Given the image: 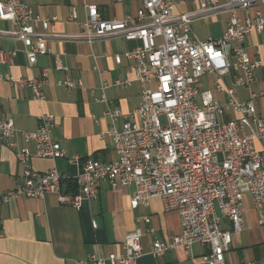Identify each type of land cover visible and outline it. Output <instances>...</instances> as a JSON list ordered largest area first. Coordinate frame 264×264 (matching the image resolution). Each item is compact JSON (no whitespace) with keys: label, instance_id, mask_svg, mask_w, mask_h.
<instances>
[{"label":"built area","instance_id":"1","mask_svg":"<svg viewBox=\"0 0 264 264\" xmlns=\"http://www.w3.org/2000/svg\"><path fill=\"white\" fill-rule=\"evenodd\" d=\"M124 2L126 0H107ZM141 8L122 19L103 18L94 3H84L85 19L75 35L55 36L48 32L55 20L36 15L21 0H0V20L13 24L12 30H0V36L21 42L27 66L33 67L38 54H47L46 41L51 37L81 39L91 43L96 39L122 36L138 39L140 46L124 54L132 61L134 81L139 84L140 101L134 109L124 112L109 103L101 83L96 100L105 106L103 118L110 122L103 132L111 142L113 159L100 161L91 157L70 156L68 163L78 165L72 177L61 175L55 166L37 172L32 158L65 157L60 144L51 137L55 125L53 114L41 112L35 130L18 129L10 116L0 113V147L14 150L21 168V179L15 187L0 189V204L20 196L44 199L54 194L60 204L79 208L83 202L95 201L100 184L107 181L111 188L131 186L129 205L148 206L159 198L165 211L178 213L180 232L166 239L154 238L149 252L161 256L166 251L182 247L191 255L194 245L204 247L197 264H227L232 233L245 228L242 212L243 197L250 196L261 224H264V117L255 108L256 95L246 100L235 97L234 89L214 83L215 90L228 95L227 101L213 97L197 83L204 74L220 77L233 68L241 74L235 85L249 86L261 61L252 59L245 47L252 33L264 31V16L259 10L249 13L264 0H193L197 6L185 13L174 12L173 0H135ZM246 13L243 17L236 11ZM228 12V26L218 38L199 40L190 23L210 15ZM69 18H76L74 7ZM14 52L0 47V64L8 62ZM55 69L67 67L55 58ZM48 70L40 76L13 78L0 73V80L25 87L37 102L45 99L43 87L48 82ZM131 80H116L114 85L127 86ZM66 88L82 87L80 78L64 77L56 82ZM93 89L90 90L93 93ZM260 94H264V88ZM235 117H227L228 113ZM122 119L121 128L116 122ZM33 143L30 150L27 143ZM66 181H70L66 188ZM145 232L152 234L150 218L143 216ZM225 222L227 227H222ZM97 226L92 220V227ZM142 230L128 232L120 253L89 254L82 264H137L143 254ZM251 264V263H239Z\"/></svg>","mask_w":264,"mask_h":264},{"label":"crops","instance_id":"2","mask_svg":"<svg viewBox=\"0 0 264 264\" xmlns=\"http://www.w3.org/2000/svg\"><path fill=\"white\" fill-rule=\"evenodd\" d=\"M42 18H52L48 32L55 36L75 35L81 31L79 23L85 19L84 3L96 4L101 16L106 19H122L127 14L134 15L141 5L135 0L109 2L107 0H21ZM174 12L185 13L195 8L193 0H173ZM75 8L76 18H69V10ZM259 10L264 16V5L257 4L249 13ZM243 17L246 13L236 11ZM228 12H221L190 23L192 33L199 40L218 38L228 26ZM13 24L0 20V30H12ZM47 54H38L33 67L27 60L20 41L0 36V47L14 52L8 62L0 64V73L10 74L15 79L31 75L40 76L41 69L48 70V82L43 87L45 99L34 101L28 88L0 80V113L10 116L15 126L32 131L37 127V116L41 112L53 114L55 125L51 137L65 152V157L54 162L49 159L32 158L31 166L37 172H44L55 166L66 177L74 176L78 165L68 163L70 156L81 159L91 157L100 161L113 159L111 142L103 132L110 122L103 118L105 106L96 100L100 96L101 83L110 104L127 112L138 106L140 101L139 84L134 81L132 61L121 57L114 61L116 54L133 51L140 46L138 39H125L112 36L87 43L81 39L51 37L46 41ZM246 50L252 59L261 61L255 69L249 86L235 85L241 74L231 68L227 74L216 77L204 74L197 87L207 89L214 98L227 101L228 95L215 90L219 80L234 89L235 97L246 100L250 93L256 95L254 104L257 113L264 117V31L252 33L245 42ZM67 67L66 72L55 69V58ZM64 77L80 78L82 87L66 88L56 82ZM116 80H131L127 86L114 85ZM93 89V93L90 90ZM227 117H235L230 112ZM122 119L116 122L121 128ZM23 145L19 139L13 149L0 147V189L6 191L15 187L21 179V168L16 161L14 150ZM33 150V143H27ZM133 188L117 186L111 188L107 181L100 184L98 197L92 202H83L79 208L60 204L56 195L48 194L44 199L20 196L8 203L0 204V264H82L89 254L107 255L120 253L128 232L140 229L143 232L142 256L137 264H197L204 247L194 245L191 255L182 247L166 251L161 256H153L149 250L154 238L166 239L180 232L179 216L176 211H165L159 198H152L148 206L129 205ZM143 216L150 218L152 234L145 232ZM242 217L245 228L233 232L228 251L227 264H264V224H261L253 208L250 196L243 197ZM92 220L97 224L92 227ZM222 227H227L225 222Z\"/></svg>","mask_w":264,"mask_h":264},{"label":"trees","instance_id":"3","mask_svg":"<svg viewBox=\"0 0 264 264\" xmlns=\"http://www.w3.org/2000/svg\"><path fill=\"white\" fill-rule=\"evenodd\" d=\"M67 182V184H66V188L68 187L67 185H69V183H70V181H66Z\"/></svg>","mask_w":264,"mask_h":264}]
</instances>
